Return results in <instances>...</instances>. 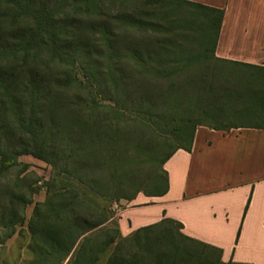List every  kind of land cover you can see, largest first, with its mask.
Masks as SVG:
<instances>
[{
  "label": "trees",
  "instance_id": "16d2710c",
  "mask_svg": "<svg viewBox=\"0 0 264 264\" xmlns=\"http://www.w3.org/2000/svg\"><path fill=\"white\" fill-rule=\"evenodd\" d=\"M62 14L67 20L59 24ZM223 15V9L188 0H0V132L4 129L24 145L18 152L0 149V173L17 164L19 153L47 160L43 142H36L43 113L39 106L43 101L49 104L52 99H46L51 93L39 72L42 58L47 56L45 63L55 61L59 68L69 67L67 73L57 68L52 80L48 77L60 91L74 85L78 93L86 86L73 71L77 57L83 52L76 41L73 43L75 19L76 23H82L83 45L95 41L94 47L113 65L111 69L116 76L111 71L109 75L116 91L124 85L125 68L140 82H170L161 93L171 101L172 114L181 115L173 125V132L186 138V146L172 152L163 165L177 150L189 151L199 127L223 132L264 129V67L215 56ZM99 19L101 25L95 24ZM108 22L113 25L107 26ZM196 30L203 37L188 51L187 45L196 39ZM128 31L147 35L149 44L129 43L127 48L119 44L124 42L122 33ZM96 34L100 36L97 41ZM193 50H197L195 54L190 53ZM196 68L202 70L196 73L192 70ZM191 70L196 76L185 77ZM180 79L186 82L184 89L195 96L188 102L190 110L178 111L176 105ZM120 92L114 99L110 95L103 98L105 102H113V106L101 104L97 97L83 105L76 95L69 97L67 105L77 117L84 111L93 114L99 110L108 121L110 115L122 117L128 109L123 102L115 101L120 99ZM137 101L132 102L138 109L145 108L147 112L153 109V104H144L146 100ZM83 152L72 150L60 159L66 164V158L75 159ZM89 156L98 161L103 157L107 162L112 153L94 150ZM70 176L86 186L88 192L65 186L63 182ZM56 177L58 181L52 179L45 202L34 208L29 222L33 253L30 264H64L66 260V264H237L223 263L219 249L185 236L182 225L167 218L138 228L126 238L120 236L117 227L98 230L109 218L106 207L99 206L95 198L106 202L114 186L99 183L96 170L78 166V162L71 171L63 168ZM156 180L162 181L163 186L152 196L159 197L168 188L164 169ZM22 222L13 212L7 220L11 229L7 237ZM95 230L98 235L93 234Z\"/></svg>",
  "mask_w": 264,
  "mask_h": 264
},
{
  "label": "rangeland",
  "instance_id": "374dc122",
  "mask_svg": "<svg viewBox=\"0 0 264 264\" xmlns=\"http://www.w3.org/2000/svg\"><path fill=\"white\" fill-rule=\"evenodd\" d=\"M256 2L260 5L261 0H233L231 18L237 17L239 13L242 18L264 21V8L255 9ZM114 13L112 11L111 15ZM60 16L62 17L57 23H65L66 15ZM76 21L75 19V27L72 31L75 38L73 43L76 41L78 49L83 52L77 57L73 71L86 86L78 93L74 85L65 91H60L48 80V77L52 80L55 76V71L59 68L57 62L45 63L47 56L42 58L39 72L45 79V88L51 93L46 99H51V97L52 99L49 104L43 101L39 106L43 113L40 118L41 131L36 137V142L38 141L39 144L43 142L47 160L34 157L30 153H19L17 164L8 171L0 173V264H30L33 260V253L30 251L32 237L28 229L29 222L32 219L34 208L45 202L48 185L52 179L58 181L56 174L60 173L63 168L71 171L75 162H78V166L95 169L99 183L108 187L114 186L113 191L107 195L110 200L105 202L95 198L99 206L106 207L109 218L108 223L98 230L112 229L116 227V220L122 210L134 204L132 202L137 196L143 198L144 201H151L154 197L152 195L161 191L163 182H158L156 178L163 170L164 160L177 148L186 146V138L173 132V125L181 115L172 114L169 105L171 101H167V97L161 93L167 90L170 82L153 83L148 80L140 82L130 76L132 72L129 68H125L124 85L117 87L116 91L111 83V75H109L111 71L112 76H116L115 71L111 69L113 65L104 59V55L98 48L94 47L95 41H91L89 45H83L85 36L81 27L82 23H76ZM101 23V19L95 21L97 25ZM112 25V22L107 23V26ZM194 36L196 39L187 45L188 51L197 44L198 39L203 37L197 30ZM99 37L96 34L94 39L97 41ZM122 39L124 42L119 44L125 47L129 43L132 45L137 42L148 43L147 35L144 36L134 31L122 33ZM196 51L193 50L190 53L195 54ZM224 68L228 69V66ZM67 70L69 71V67L65 65L59 68L63 74L67 73ZM192 70L199 73L198 71L202 69ZM192 70L187 72L185 77L196 76ZM221 71L225 72V69ZM177 83H180L179 88H181L176 93L178 111L190 110L192 107L188 102L193 101L194 93L191 94L190 90L184 89L186 82L183 80L180 79ZM118 92H120V99L115 101L118 100L119 104L123 102V106L128 109L122 117L110 115L108 121L104 120L99 110H95L93 114L84 111L81 117H77L72 112V108L67 105L69 97L76 95L75 97L82 100L83 105L90 104V101L97 97L101 104L113 106V102H105L103 98L110 95L114 99ZM133 100L135 103L137 100L140 103L146 100L144 104H153V109L148 112L145 108L138 109L132 102ZM22 148H24L22 142L11 138L4 129L1 130L0 149L18 152ZM28 149L32 150V145H29ZM72 150H83L84 152L78 153L75 159L66 158L65 164V160H61L60 157L63 155L65 158ZM94 150H110L112 157L108 158L107 162L103 157L101 161L96 160L94 156L88 157V153ZM63 183L68 188H81L83 192L89 190L86 186L78 184L72 176ZM10 198H14V202L11 203ZM13 212L16 213L17 218L21 217L23 222L16 224L13 227V234L7 237L11 230L7 227V220ZM98 230H95L93 234L98 235Z\"/></svg>",
  "mask_w": 264,
  "mask_h": 264
},
{
  "label": "crops",
  "instance_id": "0c3cea01",
  "mask_svg": "<svg viewBox=\"0 0 264 264\" xmlns=\"http://www.w3.org/2000/svg\"><path fill=\"white\" fill-rule=\"evenodd\" d=\"M188 1L224 10L216 57L264 67L263 20L232 19L233 0ZM163 169L166 193L151 201L137 196L123 209L116 220L122 237L167 218L219 249L223 263L264 264V129L199 127L189 151L177 150Z\"/></svg>",
  "mask_w": 264,
  "mask_h": 264
}]
</instances>
